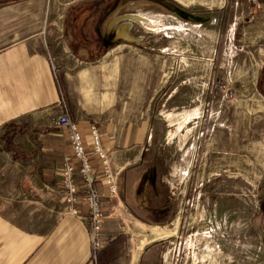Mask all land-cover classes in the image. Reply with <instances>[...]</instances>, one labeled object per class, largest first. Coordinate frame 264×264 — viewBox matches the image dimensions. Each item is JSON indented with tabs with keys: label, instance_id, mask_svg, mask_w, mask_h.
Returning <instances> with one entry per match:
<instances>
[{
	"label": "rangeland",
	"instance_id": "obj_1",
	"mask_svg": "<svg viewBox=\"0 0 264 264\" xmlns=\"http://www.w3.org/2000/svg\"><path fill=\"white\" fill-rule=\"evenodd\" d=\"M104 1L127 16L132 36L114 66L151 117L142 171L157 174L160 190L174 187L181 206L165 225L142 226L128 210L124 236L140 246L160 238L169 256L152 264H264V0H167L208 23L181 18L165 0ZM7 150L0 142V171L13 164Z\"/></svg>",
	"mask_w": 264,
	"mask_h": 264
},
{
	"label": "crops",
	"instance_id": "obj_2",
	"mask_svg": "<svg viewBox=\"0 0 264 264\" xmlns=\"http://www.w3.org/2000/svg\"><path fill=\"white\" fill-rule=\"evenodd\" d=\"M70 1L0 0V142L13 157L8 171H0V264H152L155 254L165 262L160 238L140 246L143 241L124 236L128 222L115 217L116 202L107 198L99 170L106 217L99 253L85 207L79 205L83 218L64 211L61 168L70 147L65 132L53 126L62 112L79 125L88 151L91 126L97 127L120 170L122 209L146 225L181 215L175 188L158 189L157 174L142 171L154 140L149 109L134 107L132 91L122 87L132 78L118 77L114 66V53L128 46L127 29L115 30L125 15L111 11L109 1ZM259 79L264 91V62ZM152 213L157 219L148 217Z\"/></svg>",
	"mask_w": 264,
	"mask_h": 264
},
{
	"label": "built area",
	"instance_id": "obj_3",
	"mask_svg": "<svg viewBox=\"0 0 264 264\" xmlns=\"http://www.w3.org/2000/svg\"><path fill=\"white\" fill-rule=\"evenodd\" d=\"M74 2V0L70 1ZM53 126L61 129L67 135L70 152L63 158L61 168L62 191L61 202L66 214L80 217L79 205H83L90 222V242L95 253L103 249V225L105 215L102 208L103 191L98 187L99 178L96 173H102L101 180L110 201L116 202V218L123 221L130 215L127 209H122L120 196V170L114 167L113 159L105 149L101 135L95 125L91 126L92 149L88 151L84 135L79 125L70 115L62 112L53 119ZM81 182V186L77 181ZM129 217H128V216Z\"/></svg>",
	"mask_w": 264,
	"mask_h": 264
},
{
	"label": "water",
	"instance_id": "obj_4",
	"mask_svg": "<svg viewBox=\"0 0 264 264\" xmlns=\"http://www.w3.org/2000/svg\"><path fill=\"white\" fill-rule=\"evenodd\" d=\"M166 9L170 10L171 12L177 14L178 16H180V17H182L185 20L190 21V22L208 23V21L210 20L209 18H205V17L199 16V15H196V14L188 13L187 11H185L182 8L177 7V6H175V7L166 6ZM126 17L127 16H123L119 20H122V19H124Z\"/></svg>",
	"mask_w": 264,
	"mask_h": 264
},
{
	"label": "flooded vegetation",
	"instance_id": "obj_5",
	"mask_svg": "<svg viewBox=\"0 0 264 264\" xmlns=\"http://www.w3.org/2000/svg\"><path fill=\"white\" fill-rule=\"evenodd\" d=\"M146 2H147V0H145ZM165 2V4H164V6H170V7H172V6H174L172 3H169L167 0H165L164 1ZM168 2V3H167ZM159 4H162L161 2L159 3ZM169 4H171V5H169ZM188 13H191V14H195L194 12H190V11H187ZM182 18V17H181ZM184 19V18H183ZM122 20H119L117 23H116V26H115V30H116V32H117V35L119 34V33H121V32H123V30H124V25H122ZM126 29V28H125ZM131 36H132V33H131V28H129V30L128 31H126V34H124V40H126V41H130V39H131ZM123 41V40H122Z\"/></svg>",
	"mask_w": 264,
	"mask_h": 264
},
{
	"label": "bare ground",
	"instance_id": "obj_6",
	"mask_svg": "<svg viewBox=\"0 0 264 264\" xmlns=\"http://www.w3.org/2000/svg\"><path fill=\"white\" fill-rule=\"evenodd\" d=\"M140 223V222H139ZM140 225L145 226L143 223H140Z\"/></svg>",
	"mask_w": 264,
	"mask_h": 264
},
{
	"label": "trees",
	"instance_id": "obj_7",
	"mask_svg": "<svg viewBox=\"0 0 264 264\" xmlns=\"http://www.w3.org/2000/svg\"><path fill=\"white\" fill-rule=\"evenodd\" d=\"M262 93H263V95H264V91H262ZM158 189H159V187L158 186H156Z\"/></svg>",
	"mask_w": 264,
	"mask_h": 264
}]
</instances>
